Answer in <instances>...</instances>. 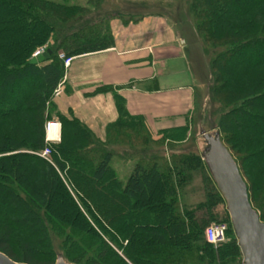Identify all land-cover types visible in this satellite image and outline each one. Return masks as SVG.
<instances>
[{
  "label": "trees",
  "instance_id": "16d2710c",
  "mask_svg": "<svg viewBox=\"0 0 264 264\" xmlns=\"http://www.w3.org/2000/svg\"><path fill=\"white\" fill-rule=\"evenodd\" d=\"M61 1L0 0V252L17 263L54 264L56 234L64 222L72 230L83 227L86 232L79 233L96 241L82 247L83 236L62 239L74 255L62 254L71 264H240L229 223L225 243L214 247L205 240L204 230L219 218L224 202L203 155L176 150L189 138V123L159 131L154 140L141 118L128 116L118 102V118L100 141L71 110H57L52 96L64 60L113 48L111 22L118 17L102 12L104 0H89L92 13ZM189 4L199 22L196 31L212 54L211 95L219 105L215 135L234 159L240 151L228 147L227 137L264 136V0ZM137 21L129 18L124 25ZM40 48L50 52L48 61L29 65ZM250 52L262 59L248 61ZM16 89L21 98L12 106ZM52 120L60 124L56 144L45 142L44 125ZM120 140L150 143L140 150L131 146L112 152L109 144ZM161 143L168 154L152 148ZM46 149L48 158L40 157ZM249 149L243 160L256 159L255 166L234 161L264 223V141H253ZM138 154L143 158L131 159ZM114 159L134 163L126 177L114 169ZM194 175L201 179L198 186H192ZM96 184L112 191L98 192ZM68 185L89 211L87 201L96 199L92 220L98 229L83 220ZM59 201L68 206L56 214ZM149 208H154L153 220L144 215Z\"/></svg>",
  "mask_w": 264,
  "mask_h": 264
},
{
  "label": "crops",
  "instance_id": "0c3cea01",
  "mask_svg": "<svg viewBox=\"0 0 264 264\" xmlns=\"http://www.w3.org/2000/svg\"><path fill=\"white\" fill-rule=\"evenodd\" d=\"M154 24L156 21L148 16L126 26L112 25L113 48L74 57L63 68L55 89L58 95L52 96L57 110L61 114L71 110L95 134L87 122L103 123L107 115L110 120L103 125L113 124L118 118V102L128 116L141 118L151 134L191 123L204 99L199 97L201 87L184 51L186 41L177 35L166 40L154 33ZM172 44L180 52L172 55ZM165 45L170 48L162 50ZM113 164L124 177L128 165H134L118 159Z\"/></svg>",
  "mask_w": 264,
  "mask_h": 264
},
{
  "label": "rangeland",
  "instance_id": "374dc122",
  "mask_svg": "<svg viewBox=\"0 0 264 264\" xmlns=\"http://www.w3.org/2000/svg\"><path fill=\"white\" fill-rule=\"evenodd\" d=\"M53 1L58 2L60 4L62 3L61 0H53ZM64 5L79 6V7L81 6V7H85L89 9V12L91 13L93 12L92 5L89 4V0H68V2L64 3ZM102 9H103L102 12L110 11L111 16L113 15V17L118 16L114 18L113 22H111V29H112V25L113 26H115L116 24L124 25L125 22H128L129 18L130 20L132 19V20L137 21L140 18L151 16L154 22L156 21V24L152 26V29L155 34L158 33L159 36L163 35V38L165 39L167 38L166 40H169L170 38H172L173 35H177V37H179L181 40L186 41V48L184 49V51H186V55L189 56L188 58H190L191 68L195 75L194 77L196 81L198 82V85H200L201 87L198 92L199 97L204 100H201L202 107L200 109L199 115L195 113L191 118V123H189L190 131L188 134L189 135L188 140L186 141L185 144L182 143L183 145L182 144L177 145L176 150H180V151L182 150V151H185L186 153H194V154L202 156L207 151V146L204 140L202 139L201 135L203 132L213 137L215 136V134H217L216 125H217L218 113H219L217 112V109L219 108V105L214 101L211 95V89L214 85L213 76H212V73L209 67L212 54L203 45L202 39L196 31V27L199 25V22L194 19L193 12H191L189 0H104L102 4ZM75 18L73 19V21L69 20V23L74 22L76 20ZM171 41L173 42V40ZM168 43H170V41ZM172 45H173V49L171 50L172 55H173V52L174 54L180 52L176 50L175 44H172ZM167 46H170V45H165L164 48H162V50L166 48H170ZM259 59H262V56L257 53L250 52L247 55L248 61L259 60ZM20 98H21V93L17 91V89L14 90L13 97L10 100V104L13 106L16 102H20ZM107 119L110 120V117H108L107 115L103 116L102 118L103 123ZM87 123L89 127L91 126L93 130L96 132L95 134L89 129L93 133L94 135L93 137L96 136L97 139L100 141L105 140V135H106L108 126H111L110 124H107L108 122L105 125H103V123L98 120L87 122ZM156 132L157 131L152 132L155 134L150 133L151 135H153L154 140L157 139ZM49 137H52V134L49 135ZM239 138L241 139L238 133L231 134L229 137H227L228 147H232L234 145V146H237V149L240 151L234 156V159L236 162H238L239 160H243V158L247 156L246 153H251V150L249 149V147H251V143H253V141L255 140L264 141V136L256 138V136L251 135V136H248L247 138L245 137L242 141ZM119 142L120 143L118 145L114 143L109 144L112 152H116V151L120 152L122 149L124 148L129 149L131 146L136 148V150H140L143 147L144 148L148 147V144L150 143V142H147L146 144H143L140 141V142L131 144V143L124 142L123 140H120ZM152 148L154 150H157V149L160 151L162 150L165 155L168 154L164 143H161ZM141 158H143V155H140V154L134 156V158L131 157L132 160L141 159ZM255 162H256V159L250 158V159L243 160V165L248 166L252 164V166H255ZM132 166H133L132 164L128 165L127 175L130 173ZM250 175L252 177H255L256 175L255 171H253ZM193 178L194 179L192 180V186H198L201 184L200 177H196L194 175ZM93 187L98 192L104 191V190L108 192L112 191L110 188L105 187L103 184L101 185L96 184ZM68 188L70 191L72 202L78 209L83 220L86 222L88 226H90L91 229L93 230L98 229L96 222L92 220L93 213H94L93 209H95L97 206L96 199L92 197L89 199V203L87 201V204H89V209H90L89 211L86 208V206H84L81 203L79 199L80 195L78 191L76 192V190L70 185H68ZM66 206H68V203L66 202H60V201L59 203L57 202L55 213H56V210L57 212H59L61 211V209L66 208ZM153 209L154 208H149L147 211H145L144 215L147 220L154 219ZM218 211H219V218L214 220L213 223H223V224L229 223V217L225 210L224 203L219 206ZM59 213H56V214H59ZM95 213H96V209H95ZM136 217L137 218L140 217L138 212H136ZM99 220L102 221L104 219L101 218ZM60 227L62 228V230L60 231L61 233L56 234L57 236L56 241H55L56 255L62 256V254H64L65 256L67 255L66 256L67 258L70 256H74L73 254H71L70 249L68 250L66 246L64 247L61 245V240L64 239L66 236H69V238L73 240H76L78 236L80 238H82L83 236L84 237L83 239L85 240H84V244H81L82 247L89 246L90 244L94 246L96 245V241L91 235H90L91 238L89 240L88 238H85V234L82 235V233H79V232L85 231L83 227L77 226L78 227L77 230H72L64 222L60 223ZM55 232L56 231L53 230V234ZM111 249L117 250L112 246H111ZM117 251L119 255L122 254L120 250H117Z\"/></svg>",
  "mask_w": 264,
  "mask_h": 264
},
{
  "label": "water",
  "instance_id": "95a60500",
  "mask_svg": "<svg viewBox=\"0 0 264 264\" xmlns=\"http://www.w3.org/2000/svg\"><path fill=\"white\" fill-rule=\"evenodd\" d=\"M49 51L31 58L29 65L36 66L48 60ZM207 151L203 160L222 198L229 217L231 231L241 254V264H264V223L252 208L247 186L242 179L238 167L222 145L217 135L202 133ZM0 264H23L9 259L0 252ZM54 264H71L61 255L56 256Z\"/></svg>",
  "mask_w": 264,
  "mask_h": 264
},
{
  "label": "built area",
  "instance_id": "2783aa9c",
  "mask_svg": "<svg viewBox=\"0 0 264 264\" xmlns=\"http://www.w3.org/2000/svg\"><path fill=\"white\" fill-rule=\"evenodd\" d=\"M43 52V48L36 50L32 54V58L37 57L40 53ZM60 59H64L63 55H59ZM70 59L64 60V65L68 66L70 63ZM59 90L54 91V95H58ZM59 124L57 122H47L44 126V133H45V142L50 143H58L59 142ZM52 134V137L49 135ZM50 151L48 149L39 153L40 157L48 158ZM227 225L223 223H212L204 230V237L205 240L214 247H218L219 245L226 242V232H227Z\"/></svg>",
  "mask_w": 264,
  "mask_h": 264
}]
</instances>
